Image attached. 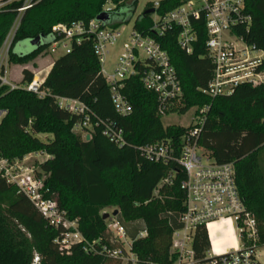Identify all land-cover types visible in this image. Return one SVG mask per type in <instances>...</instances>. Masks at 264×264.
I'll list each match as a JSON object with an SVG mask.
<instances>
[{"label": "trees", "instance_id": "obj_1", "mask_svg": "<svg viewBox=\"0 0 264 264\" xmlns=\"http://www.w3.org/2000/svg\"><path fill=\"white\" fill-rule=\"evenodd\" d=\"M183 1L161 0L158 9L150 5L136 16L138 0H37L22 18L10 63L25 66L48 48L29 54L13 52L19 43L38 37L54 40L52 27L89 23L107 6L112 7L108 12L110 20L103 27L116 30L133 21L135 30L147 34L154 14L163 16L179 8ZM244 3L252 23L249 28L238 26L233 32L247 47L264 54V0ZM152 10L153 14L147 13ZM15 18L14 12L0 13V48ZM191 26L196 34L191 55L178 45L179 28L174 27L159 39L180 80L179 112H199L209 107L199 146L211 154L216 164H233L240 198L253 214L264 243V86L243 84L231 95L215 99L204 94L215 69L206 51L205 18L192 19ZM259 70L264 72V58ZM22 75L21 85L34 79L28 69ZM125 83L124 94L133 112L123 118L113 106L93 42L84 40L74 43L69 54L53 62L43 83L48 96L1 86L0 110L5 114L0 121V160L13 164L34 152L47 153L50 158L35 173L48 190L45 197L57 200L68 219L77 221L79 232L89 244L100 241L108 229L102 211L115 208L114 221L124 227L131 240L135 264H173L172 236L181 228L185 211L182 183L186 176L177 162H151L139 148L171 141L175 157L179 158L181 137L192 126L164 127L163 117L157 115L156 95L143 87L139 77ZM58 97L79 100L91 108L94 125L88 141L86 131L75 132L81 118L61 109ZM96 122L121 128L127 144L123 148L114 145ZM40 135L50 138L43 141ZM62 232L61 228L48 226L29 199L0 178V264H31L36 254L43 264H122L120 260L86 252L81 244L72 246L69 255L62 254L55 243ZM193 248L198 256L209 249L205 230L196 233Z\"/></svg>", "mask_w": 264, "mask_h": 264}, {"label": "built area", "instance_id": "obj_2", "mask_svg": "<svg viewBox=\"0 0 264 264\" xmlns=\"http://www.w3.org/2000/svg\"><path fill=\"white\" fill-rule=\"evenodd\" d=\"M36 1L0 0V13H16L14 23L0 48V87L24 89L38 97H45L49 91L43 88L44 72H38L30 84L21 87L11 83L7 75L10 52L22 18ZM158 8L159 2L154 4V9ZM109 11L105 9L104 13ZM202 16L207 31L206 51L215 68L208 89L203 93L215 99L231 95L243 84L264 86V72L259 70L263 57L254 55L260 52L247 47L233 32L238 26L249 28L252 23L244 0H184L179 8L163 16L154 14L153 25L147 34L138 32L133 26L130 30L126 26L116 30L103 27L96 19L89 23L56 25L52 27L54 42L48 46L47 52L57 54L61 48L63 54H69L74 43L92 41L116 112L123 118L132 114V105L124 94L125 82L139 77L143 87L156 95L157 115L164 117L180 102L182 89L171 59L161 47L159 39L177 27L180 29L178 45L191 55L196 41L191 20H198ZM119 41H122V45L115 57L113 72L107 73L104 66L111 49ZM238 43L243 46L238 47ZM57 102L61 109L81 118L76 128L86 131L85 137H90L89 131L94 125L91 108L69 98L58 97ZM208 111L209 107L206 106L192 118V129L181 137L179 158L175 157V147L171 141L139 148L140 153L151 162L163 165L177 162L186 176L182 183L186 195L185 211L180 219L181 228L174 231L172 236L173 264H262L259 252L264 250V243L261 242L253 214L247 211L240 198L233 164H216L211 154L199 146ZM4 114L0 110V121ZM100 124L96 122L97 126ZM101 125L103 135L114 145L123 148L127 144L121 128L110 123ZM20 170L23 168L19 162L12 164L0 160V178L16 186L39 211L48 226L63 230L55 241L62 254L69 255L72 246L81 244L85 245L86 252L94 255L125 261V264L136 263L133 255H127L124 249L128 237L123 226L115 222L113 230L108 229L100 241L89 244L79 232L77 221L68 219L57 200L45 197L48 190L43 180L36 177L35 171L26 169L20 173ZM216 223L224 224L212 228ZM200 229L206 231L209 249L198 256L193 243ZM101 242L103 245L99 247ZM31 264L43 263L36 254Z\"/></svg>", "mask_w": 264, "mask_h": 264}, {"label": "rangeland", "instance_id": "obj_3", "mask_svg": "<svg viewBox=\"0 0 264 264\" xmlns=\"http://www.w3.org/2000/svg\"><path fill=\"white\" fill-rule=\"evenodd\" d=\"M159 1L161 0H138V8H137L136 16L141 15L150 5H154L155 3ZM111 8H112L111 6H107L105 9L110 10ZM132 26H133V21L129 25L126 26V29L130 30ZM29 43H30L29 41H24L22 43H19L13 48V52L20 53L21 50H25V49L28 50L30 48ZM121 45H122V41H119L117 45L113 47V49H111V54L107 60V63L104 66L107 73L113 72L114 65H115V57L117 56ZM240 46H243V44L240 43L238 47ZM63 52L64 50L60 48L57 54L51 55L50 53L47 52V49H46L37 58H35L33 61H31L29 64L25 66H17V65H12L11 63H9L8 74H7L9 81L17 86H20V87L23 86L21 85V80L23 77L22 72L24 69H28L32 71L35 76V74H37L38 72L44 71V70L38 71L39 69L51 65L59 56L63 54ZM254 55L256 56L260 55L261 57L264 58V54L262 52H260V54L256 53ZM9 62H10V58H9ZM179 107H180V102L174 107V109L170 112V114H167L162 118V123L164 127L167 128V127H172V126H181V127L187 128L192 125V118L194 117L195 114L198 113L196 112V109H191L186 114H183L179 112ZM80 131L81 130L78 128L75 129V132L77 133H79ZM39 138L43 141H46V139L50 138V136L40 135ZM49 158L50 156L47 153L34 152L32 154H29L28 156L25 157L24 160L19 162L21 167L23 168V170H20L19 172L24 173L26 169H33V171L37 173V171L39 170L40 164H42ZM114 212H115V208H107L102 211L104 215L105 214L109 215L108 218L106 219L108 223L107 228L109 230H113V225L115 224L114 216H113ZM130 245H131V240L128 238L124 244V249L127 255L129 256L131 255ZM259 256H260V262L264 264V250L259 252ZM121 262L122 264L126 263L125 261H121ZM109 264H116V263L111 262Z\"/></svg>", "mask_w": 264, "mask_h": 264}, {"label": "water", "instance_id": "obj_4", "mask_svg": "<svg viewBox=\"0 0 264 264\" xmlns=\"http://www.w3.org/2000/svg\"><path fill=\"white\" fill-rule=\"evenodd\" d=\"M147 13H154V11L152 10V11H148ZM109 20H110V15H109V13H102V14H100L97 18H96V21L97 22H100V23H102L103 24V26H106L107 24H108V22H109ZM30 43H29V49L27 50V49H25V50H21L20 51V54L22 53V52H24L25 54H29V53H31V52H33V51H35V50H37V49H39V48H42V47H44V46H50L53 42H54V40L53 39H46V38H42V37H38V38H36L35 40H32V41H29ZM90 139V137L89 136H87L86 137V140L88 141ZM117 215V211H115L114 213H113V216H116ZM108 216L109 215H104L103 216V219H107L108 218Z\"/></svg>", "mask_w": 264, "mask_h": 264}, {"label": "crops", "instance_id": "obj_5", "mask_svg": "<svg viewBox=\"0 0 264 264\" xmlns=\"http://www.w3.org/2000/svg\"><path fill=\"white\" fill-rule=\"evenodd\" d=\"M53 64V63H52ZM52 64L51 65H49V66H47V67H43V68H41V69H39L38 71H40V70H44V71H42V72H44V74L46 75L45 76V79L47 78V76H48V74H49V72H50V70H51V68H52ZM37 71V72H38ZM35 73V72H34ZM23 76V75H22ZM23 78V77H22ZM22 81V80H21Z\"/></svg>", "mask_w": 264, "mask_h": 264}, {"label": "bare ground", "instance_id": "obj_6", "mask_svg": "<svg viewBox=\"0 0 264 264\" xmlns=\"http://www.w3.org/2000/svg\"><path fill=\"white\" fill-rule=\"evenodd\" d=\"M224 224V223H223ZM223 224H220V223H216L214 226H212V228H217V227H221ZM217 245V244H216Z\"/></svg>", "mask_w": 264, "mask_h": 264}]
</instances>
